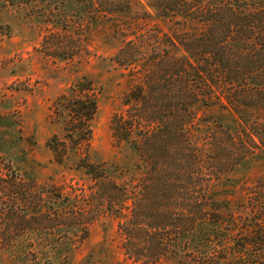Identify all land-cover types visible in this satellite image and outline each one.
<instances>
[{"label": "rangeland", "instance_id": "rangeland-1", "mask_svg": "<svg viewBox=\"0 0 264 264\" xmlns=\"http://www.w3.org/2000/svg\"><path fill=\"white\" fill-rule=\"evenodd\" d=\"M107 1H116L118 10L110 13ZM178 21L158 16L147 0H0V264H141L125 252L119 223L132 201L118 199L116 190L110 203L104 201L100 183L81 164H104L107 175L133 195L141 157L130 145L116 144L111 121L127 109L125 94L146 81L144 63L156 57L162 38L205 32L197 21ZM128 40L135 65L126 68L116 54ZM90 80L98 110L89 144L77 145L81 130L73 97ZM179 87L165 90L178 93ZM195 108L194 122L184 126L191 155L203 154L202 164L191 159L193 177L220 171L219 152L232 156L243 142L256 155L239 167L229 161L227 176L212 187L216 199L241 204L264 173V141L244 134L229 107ZM190 187L193 201L196 187ZM10 202L18 212L9 213ZM169 202L188 199L179 194ZM156 264L190 263L168 255Z\"/></svg>", "mask_w": 264, "mask_h": 264}, {"label": "trees", "instance_id": "trees-1", "mask_svg": "<svg viewBox=\"0 0 264 264\" xmlns=\"http://www.w3.org/2000/svg\"><path fill=\"white\" fill-rule=\"evenodd\" d=\"M115 2L104 3L110 13L118 10ZM147 2L158 16L183 23L197 21L205 32L166 34L169 41L162 38L155 49L156 57L144 63L146 81L137 85L138 91L132 88L125 94L123 104L127 109L115 112L112 118L116 144L130 145L141 157L133 195L107 175L104 164L81 165L100 183L104 201L113 200V190L118 199L132 201L130 213L119 223L124 230L125 252L135 262L156 264L168 255H179L190 264H264V173L248 186L241 204L231 206L212 194L213 184L227 176L229 161L239 167L256 155L248 153L243 142L232 156L227 150L219 152L216 160L220 171L193 177L191 159H199L202 164L203 154L193 157V147L186 146L192 140L184 139L188 134L185 124L194 122L195 105L217 104L225 110L229 107L250 139L264 141V0ZM131 41L116 54L117 62H126V68L135 65ZM179 52L183 55L177 59ZM178 84L182 87L178 93L165 90ZM90 90L92 80L86 87L79 85L73 97L79 111L77 129L81 130L75 139L77 145H88L92 138L91 122L98 100ZM155 99L160 104H151ZM176 99L178 103L174 104ZM224 125L218 121L217 127L223 130ZM206 132L211 138V132ZM190 184L196 187L193 201ZM179 194L185 195L188 203L170 205L169 201L179 199ZM11 202L9 213L18 212Z\"/></svg>", "mask_w": 264, "mask_h": 264}]
</instances>
